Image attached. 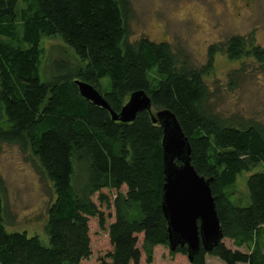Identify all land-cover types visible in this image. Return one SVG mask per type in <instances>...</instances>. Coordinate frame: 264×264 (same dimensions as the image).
Masks as SVG:
<instances>
[{"label":"trees","instance_id":"trees-1","mask_svg":"<svg viewBox=\"0 0 264 264\" xmlns=\"http://www.w3.org/2000/svg\"><path fill=\"white\" fill-rule=\"evenodd\" d=\"M129 15V0H0V153L6 144L31 154L52 193L42 233L19 230L0 177V264H81L91 256L92 218L111 247L99 264H140L142 254L151 264L154 248L168 247L161 127L146 111L131 123L113 121L79 95L75 80L92 85L116 113L130 94L143 91L152 112L175 114L192 165L212 179L222 241L232 245L201 248L190 264H206L207 256L264 264V169L247 180L248 205L233 204L229 190L243 171L264 168V124L210 112L204 81L219 51L232 61L252 59L264 71V48L232 36L210 46L207 64L194 68L167 42L130 41ZM48 37L59 38L75 62L55 60L44 73L42 40ZM100 206L113 212L107 226ZM174 252L187 256L186 247Z\"/></svg>","mask_w":264,"mask_h":264},{"label":"rangeland","instance_id":"rangeland-1","mask_svg":"<svg viewBox=\"0 0 264 264\" xmlns=\"http://www.w3.org/2000/svg\"><path fill=\"white\" fill-rule=\"evenodd\" d=\"M129 40L145 37L150 41L167 42L172 50L185 57L189 66L200 68L207 64L208 48L223 46L232 36H241L264 48V0H129ZM44 60L42 69H48L55 60L74 63L72 51L59 39L42 40ZM212 69L204 81L208 86L207 107L210 112L228 119L248 120L264 124V71L252 59L230 60L219 51L212 58ZM107 79L104 80V83ZM153 112H156L153 109ZM36 161L15 145H2L0 177L5 189V205L13 228L42 233L47 206L52 200L47 181L36 171ZM259 165L237 175L231 202L248 205L247 180L263 170ZM125 187L122 191L125 192ZM112 196L113 192L102 191ZM97 203V195L93 197ZM107 215L106 226L112 222L113 212L100 206ZM110 215V216H109ZM91 256L81 264H99V259L111 250L106 230H100L96 218L89 221ZM142 236H139L138 247ZM43 244L47 240L41 237ZM231 248V242L223 240ZM245 251V248H240ZM140 264H146L142 254ZM151 264H190L187 256L173 253L168 247L153 250ZM206 264H224L213 256Z\"/></svg>","mask_w":264,"mask_h":264},{"label":"water","instance_id":"water-1","mask_svg":"<svg viewBox=\"0 0 264 264\" xmlns=\"http://www.w3.org/2000/svg\"><path fill=\"white\" fill-rule=\"evenodd\" d=\"M79 95L104 108L113 121L131 123L138 113H149L152 123L162 129L164 184L161 211L167 225L168 248L186 247L191 262L202 248L211 252L223 239V232L211 192V178L197 173L191 163V146L176 116L171 111L152 112L150 97L143 91L130 94L119 113L113 111L90 84L75 80Z\"/></svg>","mask_w":264,"mask_h":264}]
</instances>
